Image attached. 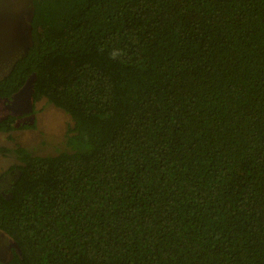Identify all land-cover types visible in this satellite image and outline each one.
I'll list each match as a JSON object with an SVG mask.
<instances>
[{"label":"trees","instance_id":"obj_1","mask_svg":"<svg viewBox=\"0 0 264 264\" xmlns=\"http://www.w3.org/2000/svg\"><path fill=\"white\" fill-rule=\"evenodd\" d=\"M32 34L0 132L73 126L0 175L7 264H264V0H33Z\"/></svg>","mask_w":264,"mask_h":264},{"label":"rangeland","instance_id":"obj_2","mask_svg":"<svg viewBox=\"0 0 264 264\" xmlns=\"http://www.w3.org/2000/svg\"><path fill=\"white\" fill-rule=\"evenodd\" d=\"M32 17L33 0H0V80L9 75L32 46ZM35 80L36 75H31L17 95L10 100H0V122L9 115H22L32 110ZM35 110L36 114L25 118L22 123H35L36 129L18 130L12 134L0 132V147L13 150L8 155L0 154V175L19 164L17 148H25L40 157L56 156L69 149L66 134L73 126L71 116L45 98L36 103ZM12 176L7 175L1 181L0 192H7L8 197L15 178ZM14 250H18L14 241L0 231V264H7Z\"/></svg>","mask_w":264,"mask_h":264}]
</instances>
